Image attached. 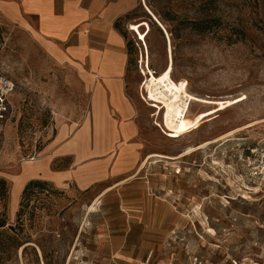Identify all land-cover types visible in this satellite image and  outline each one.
<instances>
[{
	"label": "rangeland",
	"instance_id": "obj_1",
	"mask_svg": "<svg viewBox=\"0 0 264 264\" xmlns=\"http://www.w3.org/2000/svg\"><path fill=\"white\" fill-rule=\"evenodd\" d=\"M126 21L132 87L144 91L147 60L159 75L145 88L170 95L163 111L149 107L169 141L163 148L184 153L212 142L173 167L164 158L157 163L159 176H180L179 202L191 212L168 239L164 264H264V182L240 176L235 159L264 133V123L224 137L264 120V0H139ZM0 72L17 84L0 150V178L14 199L12 176L84 109L86 95L69 69L2 23ZM52 191L24 198L23 221L0 206L9 225L24 223L26 249L14 250L6 264H110L102 218L88 215V200Z\"/></svg>",
	"mask_w": 264,
	"mask_h": 264
},
{
	"label": "crops",
	"instance_id": "obj_2",
	"mask_svg": "<svg viewBox=\"0 0 264 264\" xmlns=\"http://www.w3.org/2000/svg\"><path fill=\"white\" fill-rule=\"evenodd\" d=\"M138 5L139 0H0V23L26 33L54 65L72 72L86 95L84 109L60 123L38 157L10 179L16 187L9 215H16L30 181L69 198L83 196L88 215L102 218L99 236L110 264L168 262V239L191 214L179 202L180 176L157 173L158 155L173 158L166 159L172 167L185 156L163 148L169 141L154 125L151 104L130 83L126 19Z\"/></svg>",
	"mask_w": 264,
	"mask_h": 264
},
{
	"label": "built area",
	"instance_id": "obj_3",
	"mask_svg": "<svg viewBox=\"0 0 264 264\" xmlns=\"http://www.w3.org/2000/svg\"><path fill=\"white\" fill-rule=\"evenodd\" d=\"M144 69L147 75V79L143 84L145 101L148 104L159 106L160 110L163 111L162 109L166 108V103L170 102V95L165 96L157 89L147 90L145 88L146 82H149L153 76H158L159 74L151 69L147 60L144 64ZM16 91V82L0 72V150L10 116L14 109L12 99ZM188 112L189 108L187 107L185 114H188ZM163 124L165 125V122L162 121V126ZM235 159L240 176L244 177L248 182L262 184L264 182V133L254 140L253 145L245 146L241 152L235 154ZM31 160H34V158Z\"/></svg>",
	"mask_w": 264,
	"mask_h": 264
},
{
	"label": "trees",
	"instance_id": "obj_4",
	"mask_svg": "<svg viewBox=\"0 0 264 264\" xmlns=\"http://www.w3.org/2000/svg\"><path fill=\"white\" fill-rule=\"evenodd\" d=\"M199 29V28H196ZM128 52L131 55L130 43H128ZM131 63V58H130ZM51 188L42 181H30L24 191L22 193L19 210L16 213V216L21 220L24 216L23 210L28 204L25 205L24 198L28 200V196L37 194V193H45L49 194V190ZM53 190V194H57L58 190ZM9 199H10V190L7 186V181L4 178H0V206H4L9 209ZM6 209V210H7ZM7 214L4 212L0 215V264H6L13 255L14 250L21 248L23 250L26 249V243L23 242L21 236L24 230V223L21 222L20 227H15L14 225H9L7 221ZM19 230V232H18Z\"/></svg>",
	"mask_w": 264,
	"mask_h": 264
},
{
	"label": "bare ground",
	"instance_id": "obj_5",
	"mask_svg": "<svg viewBox=\"0 0 264 264\" xmlns=\"http://www.w3.org/2000/svg\"><path fill=\"white\" fill-rule=\"evenodd\" d=\"M152 80H155L154 76H153ZM260 123H264V120H263V121H260V122L258 121V122H256V123H252L251 125L245 127L244 129L234 130V131L228 133L227 135H225L224 137H226V136H228V135H231V136H232L233 134H235V133H237V132L243 131V130H245V129H249V128H251V127H253V126H256V125H258V124H260ZM224 137H223V138H224ZM205 143H206V144H205ZM205 143H204V144L202 143V145L199 146L198 148H195V149L190 148V149H188V150L185 151L180 157L188 156V155H190L191 153H193V152H195V151H197V150H199V149L204 148V146L211 144L212 142H205ZM150 157H151V156H150ZM158 157H160V158H164V159H173V158H171V157H169V156H164V155H158ZM31 164H32V163H31ZM29 165H30V164H29ZM36 165H37V164H36ZM36 167H38V165H37ZM91 210H93V207H91L90 211H91ZM209 232H213V230L210 228ZM214 232H215V231H214Z\"/></svg>",
	"mask_w": 264,
	"mask_h": 264
}]
</instances>
